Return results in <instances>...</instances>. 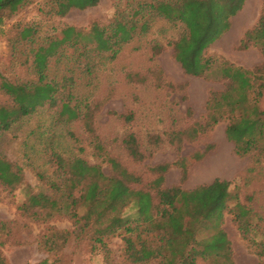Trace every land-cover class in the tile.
Wrapping results in <instances>:
<instances>
[{"label":"rangeland","instance_id":"1","mask_svg":"<svg viewBox=\"0 0 264 264\" xmlns=\"http://www.w3.org/2000/svg\"><path fill=\"white\" fill-rule=\"evenodd\" d=\"M61 1L63 15L54 14L49 4L52 0H28L5 20L0 33L3 78L29 85L26 89L33 91L35 87L31 84L36 76L32 70L39 66L34 49L57 37L65 27L86 34L92 26L96 27L95 31L107 26L118 4V0H99L95 6L84 7L81 3L71 6L68 0ZM126 1L132 0H121V5ZM262 5V0L245 1L243 9L231 19L230 29L205 51V57L215 63L201 78L185 74L174 59L173 44L184 27L157 18L146 32L136 33L125 43L114 60L97 58L92 75L83 72L86 59L81 56L77 62L73 48L68 45L63 47L65 57L58 62L54 58L49 61L48 75L59 78L72 75L78 94L87 98L84 105L88 108L80 119L67 122L58 118V109L44 105L10 130L0 131V158L20 167L24 182L11 192L0 186V222L5 223L9 233L0 248L5 264H39L48 256L39 248V242L51 228L73 233L78 227L65 215L49 219L42 213L39 218H33L18 209L29 192L51 194L48 158L52 150L66 158H77L86 166H100L107 177L118 173L111 167L115 161L119 171L125 170L140 179L139 183L130 184L131 190H148L153 195L156 189L152 182L158 174L152 169L162 165L169 166L162 188L192 190L215 179L228 181L231 191L239 195L241 203L257 219L255 237L264 233V141L239 157L226 137V121H220L211 130L205 127L210 92L221 93L228 87V81L221 78L220 63L226 61L249 71L264 63L258 47L238 48L245 33L258 22ZM23 24L34 25L38 34L33 45H17L13 49L11 39L15 38L18 25ZM9 103V97L0 89V105ZM130 147L136 150L135 155ZM181 165L186 166L185 176ZM84 211L81 208L79 214ZM134 213L132 205L123 211L129 217ZM221 228L230 242L233 264L260 262L254 249L241 238L229 214L223 215ZM92 231L70 236L65 248L56 255L60 264H130L118 235L104 237L98 243L93 240Z\"/></svg>","mask_w":264,"mask_h":264},{"label":"trees","instance_id":"2","mask_svg":"<svg viewBox=\"0 0 264 264\" xmlns=\"http://www.w3.org/2000/svg\"><path fill=\"white\" fill-rule=\"evenodd\" d=\"M54 14L63 15L61 0H52ZM99 0H68L84 7L95 6ZM246 0H121L115 5L113 18L107 26L86 34L74 27H65L57 37L51 38L34 49L35 66L32 73L36 81L29 85L10 82L0 74V89L10 103L0 105V131H8L23 118L47 105L58 109V118L67 122L80 119L88 105L87 99L78 94L72 75H48L49 61L65 57L63 47L73 48L76 61L83 56V72L92 75L97 58L114 60L125 43L136 33H144L154 19L178 23L184 32L173 44V56L185 74L201 78L214 65L205 57V51L219 40L231 27V19L244 7ZM260 18L251 31L245 33L239 50L258 47L264 55V0ZM28 0H0V33L5 20L23 8ZM53 6H52V5ZM69 5V6H70ZM34 25H18L10 47L33 45L38 34ZM86 41L82 44V41ZM77 52H79L77 54ZM40 59V60H39ZM89 59V60H87ZM79 62V61H77ZM221 78L228 81L226 91L210 92L206 102L208 112L205 127L211 130L220 121H226L225 134L235 146L236 155L244 157L257 143L264 141V111L259 101L264 91V63L253 71L220 63ZM223 110V111H222ZM64 118V119H63ZM60 119V118H59ZM87 130L92 131L88 122ZM131 153L136 150L130 147ZM50 195L28 193L27 200L18 207L27 216L47 218L65 215L75 226L68 230L51 228L39 242V248L48 256L39 264H60L56 255L67 245L72 234L92 232V238L102 243L104 237L118 235L124 245V257L130 264H233L230 242L221 228L223 215L229 214L243 240L247 241L264 264V233L258 232L256 217L252 210L242 204L239 195L231 191V183L215 179L207 185L192 190L180 187L162 188L164 175L169 166L152 169L158 176L152 182L156 194L144 190H131L130 184L139 183L138 177L113 161L112 177L103 174L100 166L82 164L77 158H66L57 151L50 152ZM182 166L184 176L186 166ZM23 174L20 167L0 158V186L9 192L22 187ZM77 194V195H76ZM43 202L47 205L44 206ZM132 205L133 217L123 211ZM84 208L83 214L79 210ZM211 215L216 219H210ZM203 234V235H202ZM5 223L0 222V248L8 236ZM54 256V257H51ZM0 264H5L0 250Z\"/></svg>","mask_w":264,"mask_h":264},{"label":"crops","instance_id":"3","mask_svg":"<svg viewBox=\"0 0 264 264\" xmlns=\"http://www.w3.org/2000/svg\"><path fill=\"white\" fill-rule=\"evenodd\" d=\"M262 64V62L261 63H259L258 65H256L255 67H257V66H259V65H261ZM262 91H264V90H262ZM259 108H260V110H262V111H264V92H263V94H262V97H261V99H260V101H259Z\"/></svg>","mask_w":264,"mask_h":264}]
</instances>
